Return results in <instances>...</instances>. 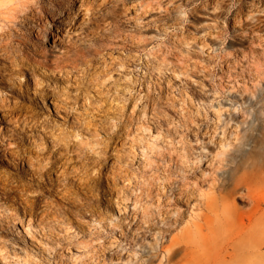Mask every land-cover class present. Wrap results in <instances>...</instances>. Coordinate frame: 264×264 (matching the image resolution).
I'll use <instances>...</instances> for the list:
<instances>
[{"label":"rangeland","instance_id":"rangeland-1","mask_svg":"<svg viewBox=\"0 0 264 264\" xmlns=\"http://www.w3.org/2000/svg\"><path fill=\"white\" fill-rule=\"evenodd\" d=\"M2 66L24 105L35 85L74 92L80 76L94 106L116 87L128 104L94 114L109 158L81 157V188L43 187L30 210L0 194V264H264L250 181L264 171V0H0ZM35 101L50 137L70 128ZM71 129L97 154L94 128Z\"/></svg>","mask_w":264,"mask_h":264},{"label":"bare ground","instance_id":"bare-ground-1","mask_svg":"<svg viewBox=\"0 0 264 264\" xmlns=\"http://www.w3.org/2000/svg\"><path fill=\"white\" fill-rule=\"evenodd\" d=\"M112 61L114 62L115 58H113ZM117 61H119V60H116V62ZM113 62H112V64H114ZM107 64H108V62H107ZM30 65H33L36 68H38V65L35 64L34 62H31ZM43 65H45V63H43ZM69 66L71 67V69L77 70V64L71 63V64H69ZM2 67L3 68H0L1 72L4 70V66H2ZM49 67L50 68L51 67L59 68L60 72L63 71L62 70L63 69L62 64L49 65ZM109 68L102 70V73L103 74H109V71H108ZM51 71H53V70L51 69ZM1 72H0V126L2 124L4 126H6V130L4 132L0 131V160H1V158H3L1 161H6V162H10V163L12 161L14 164V167H15V171L9 172L8 170H2L0 168V194L6 195V196H12V195L17 196V201H18L17 204L21 205L23 210H25V209L30 210L31 208H33L35 206V204L37 205L35 199H38L39 196L41 197L40 193H41V191H43V187H44V190H48V187H47L48 185L50 187L56 188V189L58 186H60V188H61V185L65 186V185H68L71 183L70 182L71 177H73V178L75 177V179L77 177V180L75 183L78 186V188H81V157L83 155L90 156L92 158V160H94L96 162H102L104 159L107 160L109 158L108 157L109 152H108V150H106V148L109 146L110 143L108 142V139H103V138H101L102 136L100 135V131H102V129L104 128V124H102V123L98 124L97 120H99V118L97 116H95L94 114L97 115L101 112L103 114V113L109 112V110H115V111L121 110L119 113H117L119 115V114H122L121 112H122L123 108L128 103L125 102L126 98L125 97H124L125 99L123 98V96L125 94L123 95L122 93L118 92L119 90L117 91V89H119V87L115 88L114 87L115 82H113L114 86L111 85L112 87L115 88V90L113 92L111 91L113 88L110 90H107L109 87L111 88L110 85L106 89L107 91H103L105 88L104 89L102 88L103 90L99 89L98 92H96V96L99 98V101L101 99L103 103L100 104V102H99V106H94L93 105V102H94L93 99H95V98L91 97V95H90L91 93L90 94L86 93V94H89V96H88L84 93L85 91L84 92L81 91L82 79L80 76L79 78L75 77L76 79H74V80H76L75 81L76 85H78L77 88L76 87L74 88L72 86L75 89L74 92H64L61 89H58L56 87H54V88L52 87L53 88L52 90H50V89L47 90V88L44 89L45 88L44 86L39 88L35 85L32 88L33 89L32 95H34V96L29 101L31 104H34L35 106L33 107L30 104L24 105L22 103H18L17 101H16L17 102L16 103L14 101V99H12L10 97V95H17L19 97L22 96L20 93L21 91L19 92L21 86H20L19 90H18V88L15 87V79L13 78L14 74L13 75L12 74L5 75V73L3 74ZM94 73H96V72H94ZM65 74H66V76H68L69 74H72V73L69 71H65L64 75ZM32 75L35 79V73H32ZM83 75H84V73H83ZM110 75H112V74H110ZM108 77L110 78L112 76H108ZM108 77L104 78V79H109ZM68 78H69V76H68ZM83 79H85V78L83 77ZM129 79H131V78H129ZM72 80H73V78H72ZM116 80H117V78H116ZM105 81H108V80H105ZM35 84H36V82H35ZM41 84H42V82H41ZM96 85H98V84H96ZM101 85H103L102 82H101ZM26 86H25V88H26L25 93L30 94L29 89ZM59 87H61V86H59ZM102 87H104V86H102ZM120 89L122 92V88H120ZM3 91H7L9 93V96H6L4 94L5 92L3 93ZM90 92H91V90H90ZM124 93H126V92H124ZM36 99L41 100V102H43V103L46 102V100H50V102L53 106V109H54V113L56 114V116L62 118L64 120V122L68 124V127H70V128L77 127L79 129H81V125H82V126H84V128L85 127L94 128L93 129L94 131L90 129V133H92L91 131L94 132V134L92 133V136H94V140H95L94 143L97 144L98 146H101L99 151L97 152V154H94L93 152H90V151H88V153H81V147H82L81 141H77V140H74L72 138V133L74 131L71 132L72 129L70 130V128H59L58 127L57 128L58 131L56 130L57 133L54 132L55 136L50 137L49 134H51V132L49 130V127H50L49 120L47 118L41 116L43 113L40 115L39 112L37 111V107H39V106H38L37 101H35ZM81 100H82V102H81ZM94 104H95V102H94ZM81 105L87 106L88 109H91L90 111H92L93 115L91 114L90 116H88V113L85 112L88 109L85 111H81ZM107 114H106V116H107ZM100 116H101V114H100ZM115 116H117V115H115ZM107 117H109V116H107ZM113 118H115V117H113ZM106 119L103 120V123H104V121H106ZM116 119L118 120V118H116ZM109 120H112V119H109ZM109 120H107V121H109ZM100 122H102V121H100ZM110 122H113V121H110ZM9 125H10V127H9ZM62 125H60V126H62ZM114 126H115V124H114ZM114 126H111V128ZM115 127H117V125ZM114 129H116V128H114ZM113 130H111L112 132L111 131L108 132V134H110L108 136V138H112V135H114L115 131H113ZM103 131H105V130H103ZM106 131H107V127H106ZM37 133L38 134L41 133L43 135V139H45V142L48 141V146L44 145L42 143H39L37 141V139H39V138H37L38 137ZM32 154L35 156L34 157L31 156ZM9 158H11V160ZM16 160H17V162H16ZM20 163L24 164V166L20 167ZM58 171H60V172H58ZM57 172L59 173L58 175L56 174ZM50 174H56V177L51 178V177H49ZM45 177H46V179H45ZM258 178L264 179V171L263 170L254 172L252 174V177H250V181H252L254 183V188L257 190V197H256L255 203L253 204V207H252L255 212H259L261 210V205H264V184L262 186H260L259 182H257V180H256ZM66 187L67 186H65V188ZM65 188H63V189H65ZM61 190H62V188H61ZM47 192H49V190ZM32 193L34 195H32ZM10 198H11L10 200H12V198L14 199V197H10ZM46 202H44L45 203L44 205H46V207H47L49 201L47 203ZM44 213H51V212L45 211ZM263 214H264V211H263ZM260 223L261 222H259L258 224H260ZM262 225H264V223ZM257 231H258V229L256 228L255 232H257ZM210 260H212L211 255L203 253V255L198 256L197 262L203 263V264H205V263L211 264ZM248 260H250L249 257H248Z\"/></svg>","mask_w":264,"mask_h":264}]
</instances>
